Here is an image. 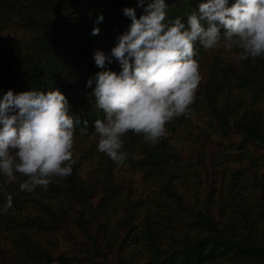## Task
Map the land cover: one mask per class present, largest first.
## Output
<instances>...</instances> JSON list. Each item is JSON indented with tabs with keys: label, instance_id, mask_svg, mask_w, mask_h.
Segmentation results:
<instances>
[{
	"label": "trees",
	"instance_id": "trees-1",
	"mask_svg": "<svg viewBox=\"0 0 264 264\" xmlns=\"http://www.w3.org/2000/svg\"><path fill=\"white\" fill-rule=\"evenodd\" d=\"M148 2L137 7V0L0 1V97L9 89L14 94L58 89L69 101L74 137L78 138L72 148L71 174L51 177L46 187L21 190L19 185L26 176L15 173L16 179L6 183L7 178L0 175V225L13 237L9 252L16 257L15 264H75L81 260L109 264L106 259L124 244H128L124 252H129L131 259L113 264H133L129 260H135L134 264L264 263V157L248 153L249 146L264 149V58L240 60L238 56L233 64L215 57L204 93L194 98L186 114L166 122L165 134L155 144L132 131L125 134L122 151L127 159L123 164L97 150L94 121L103 120L105 113L96 108L92 96L95 73L121 70L110 52L131 23L122 9L133 7L139 18ZM165 2L167 18L180 16L183 21L188 13L197 12L204 0ZM232 2L229 0V6ZM99 14L104 17L95 25L100 32L92 35ZM17 17L27 42L23 47H9L2 30ZM194 47L199 63L208 50L198 42ZM96 50L111 59L105 69L95 65ZM89 78H93L91 87L86 86ZM198 116L206 123L209 136L239 139L234 155L249 162L252 184L259 190L255 204L248 199L243 173L224 169L217 175L219 193L203 197L196 190L197 199L187 201L185 191L199 186L201 171L192 159H179L182 139L177 132L187 131L190 121ZM140 172L162 182L154 199L155 210L147 212L135 227L126 206L124 225L118 221L114 230L112 220L124 207L116 177L133 178ZM99 188L103 196L95 206L93 198ZM5 193L11 195V206H7ZM214 208L219 218L212 213ZM69 221L81 233V247L75 253L54 257L49 249L52 235ZM122 225L127 231L119 242L116 230Z\"/></svg>",
	"mask_w": 264,
	"mask_h": 264
},
{
	"label": "clouds",
	"instance_id": "clouds-1",
	"mask_svg": "<svg viewBox=\"0 0 264 264\" xmlns=\"http://www.w3.org/2000/svg\"><path fill=\"white\" fill-rule=\"evenodd\" d=\"M144 4L137 0V7ZM168 7L165 0H149L139 18L133 7L123 8L131 23L110 52L121 70L94 76L92 96L105 113L103 120L94 121L97 150L117 164L127 159L122 151L126 133L155 144L165 134L166 122L189 111L201 79L197 42L205 50L221 43L235 47L240 60L264 58V0H234L230 6L229 0H204L183 21L167 18ZM103 19V14L97 16L92 35L100 32L95 25ZM93 58L100 69L111 63L101 50ZM92 85L89 78L86 86ZM69 108L58 89L15 94L9 89L0 97V175L6 183L21 173L27 179L20 189L31 191L46 187L51 177L71 174L75 128ZM5 195L11 206V195Z\"/></svg>",
	"mask_w": 264,
	"mask_h": 264
},
{
	"label": "rangeland",
	"instance_id": "rangeland-1",
	"mask_svg": "<svg viewBox=\"0 0 264 264\" xmlns=\"http://www.w3.org/2000/svg\"><path fill=\"white\" fill-rule=\"evenodd\" d=\"M4 1V0H0ZM67 12V11H65ZM59 12V13H65ZM56 13V12H55ZM20 18H16V22H8L3 30L2 36L4 41L9 47H23L27 42V34L25 29L22 27V24L19 23ZM1 20V15H0ZM3 51L2 44H0V52ZM239 56V49L232 48L228 49L224 47L223 43L218 45L214 49H209L206 52V56L203 60L199 62V74L200 81L194 93V98L201 96L204 93L206 84L210 77V72L214 67V59L218 57L220 60L226 61L228 63L236 64V60ZM239 65V63H237ZM166 129V125H165ZM182 139L181 150L178 152L179 159H192L196 167L201 171V178L199 179L198 185H194L190 191H185V197L187 201L196 200L194 198L199 192L203 197L214 192L218 191L220 182H217V175L224 170L230 171H239L243 173L241 176L242 180L247 182V196L249 201L252 204H255V200L259 195V190L255 188L252 184L254 178L252 177V170L249 166V162L245 161L243 158H237L234 153L236 150L235 145H238L239 139L233 137L232 139L225 136H209L206 123L202 120V117L198 116L193 118L190 121V125L187 131L177 132ZM172 139H179L176 136H172ZM78 141L77 137H74V143ZM235 143V144H232ZM77 144V143H75ZM248 153L252 156L261 158L264 157V149L257 148L253 146L248 147ZM231 153L229 156L219 157L220 154ZM91 155V154H89ZM225 157H231L234 159L232 162H227ZM263 169L261 170V172ZM124 174V173H123ZM116 186L120 187L122 193V202L124 207L120 208V211L117 213L115 219L112 220L114 225V230L116 229L117 222L121 221L124 225L125 219L127 218V213L125 207L128 206L132 214V223L137 227L141 223V219L146 215L147 212L152 213L155 210L154 199L158 195V190L162 187V182L153 181L152 177H148L145 173H138V175L129 178V176H117L116 177ZM198 193V195H199ZM103 193L101 188L93 198V203L97 206L98 202L101 200ZM212 213L216 218H219V211L214 208ZM117 219V220H116ZM102 224H105L106 220H101ZM131 223V222H130ZM117 227L116 233L119 237V242L126 235V229L124 226ZM103 228L101 230V235L103 233ZM139 230H136L138 232ZM52 235L53 246L49 247L52 255L57 257L62 253L76 252L81 247L82 236L80 231L77 229L75 224L72 221L67 222L64 227H61L58 231H55ZM12 236L5 227L0 225V264H15L16 257L13 256L9 250L12 249ZM118 242V243H119ZM128 247V244H124L122 248L117 247L113 252H117L114 255L111 254L106 261L109 264L117 263L119 259H131L129 257V252H124ZM107 252V250H105ZM120 255V256H119ZM123 256V257H122ZM9 261V262H8ZM131 263H136L135 260ZM86 260H81L75 264H87ZM241 264H256L250 260H243ZM54 264H59L55 262ZM211 264H230L224 263L223 261H218ZM264 264V263H263Z\"/></svg>",
	"mask_w": 264,
	"mask_h": 264
}]
</instances>
